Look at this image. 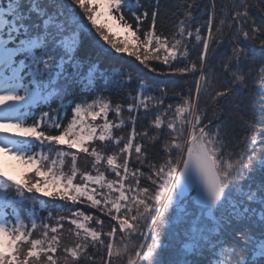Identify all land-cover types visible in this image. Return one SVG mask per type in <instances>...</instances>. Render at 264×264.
I'll use <instances>...</instances> for the list:
<instances>
[{"label":"snow or ice","instance_id":"snow-or-ice-1","mask_svg":"<svg viewBox=\"0 0 264 264\" xmlns=\"http://www.w3.org/2000/svg\"><path fill=\"white\" fill-rule=\"evenodd\" d=\"M150 7L0 0V155L19 165L17 177L0 161V264H264V0H227L218 19L216 0H185L171 32L157 30L160 0ZM106 47L183 83L140 79L114 104L104 92L136 78L93 59ZM65 221L75 239L61 247Z\"/></svg>","mask_w":264,"mask_h":264},{"label":"trees","instance_id":"trees-1","mask_svg":"<svg viewBox=\"0 0 264 264\" xmlns=\"http://www.w3.org/2000/svg\"><path fill=\"white\" fill-rule=\"evenodd\" d=\"M4 2L6 3V0H4ZM187 2H191V0H187ZM155 0H145V6L149 7V11H151V7L150 5L154 4ZM185 3V0H160V15L158 16L157 19V30L158 31H165V32H171L174 28V25L177 21L178 18H182V17H178L176 15V13L179 11L177 8L178 4H182ZM227 0H216V5H217V17L216 19L219 18V12H220V7L223 4H226ZM198 4L200 6V9H203L206 5L209 4V0H198ZM194 15H199V10L194 12ZM255 18L259 21L260 16L259 13H254ZM126 18H127V14H126ZM131 22V21H130ZM148 26V22L146 21L144 24V27L146 28ZM89 44V41L86 39L85 41V46L87 48ZM93 59H98L101 63V66L103 68L106 69H117V70H121V69H126L129 72L132 73V75L136 78L135 80H133L132 84L128 86V88L124 91L121 92H115V90H111L104 92L105 96L111 95L112 96V101L113 103H121V104H126L127 103V99H128V92L132 91L135 89L136 87V83L137 80H145L149 83H157L160 86L164 87H175L178 84L183 83V81L176 76H172V75H160L161 72H167V66H164L163 64L159 63V62H152L151 67H155L157 69L156 72H153L151 70V67H146L142 64H140L139 61L135 60L134 57H130L124 54H115L113 55V53L111 51H109L107 48H105L103 51L96 49L94 54H93ZM189 79H191V77H189ZM84 95H88L89 99H91V97L95 96V93H91V94H84ZM77 99H79V95L77 96ZM73 100V96L69 95L63 98V100H54L52 102V108H59L61 107V104H63L64 107H67L69 102ZM177 101L175 98H171V99H166L165 100V105L172 103L175 104ZM236 103L240 104V109L243 110L245 107V104H247L246 100H239L237 99V101H235ZM42 110H47L45 109H38L37 111H42ZM69 111V117L71 114V110L68 109ZM125 117H127V113H124ZM109 118L113 119V114L110 113L109 114ZM255 119H259L258 114L254 117ZM149 119H151V117H149L148 119H141L138 120L137 123V131H140L142 129V127H147L148 125V121ZM66 122V121H65ZM122 131V130H119ZM119 131H117V134H119ZM130 131V126L127 128L125 127L123 133L125 135L128 134V132ZM244 129L242 127H240L239 125H237V132L239 135H243L244 134ZM99 143V142H98ZM153 151L155 152H159L160 151V145H157ZM90 166V159H86L84 157H81V160L79 162V167L81 169H86L87 167ZM111 179V178H110ZM39 195V194H37ZM47 199V198H44ZM55 203L57 205L60 204H65V202L63 201H55ZM31 207V205L29 203H26L23 205V210L26 211L27 209H29ZM37 207H39V205H37ZM68 207L69 205H66V207L64 208L63 211L60 212V214L62 215H69V211H68ZM85 210L89 213V214H93V215H97L100 217V219L104 220V227L105 230H109V219L107 216L103 215L101 212H99V210L97 209H90L87 208L86 206ZM51 208V205H50ZM53 212V216L57 215V210L56 209H51ZM23 211H22V215H23ZM48 214L47 210L45 211H40L39 212V216L40 217H46ZM25 221L26 223H28L27 217L25 216ZM39 222V221H38ZM47 223L49 224H55V220H48ZM42 231L41 228H38L35 232H33V237L37 238L40 234V232ZM63 237H62V243H61V247L65 246V245H70L73 241H74V237L72 236L71 232H70V225L68 224L67 221L64 222V228H63ZM51 235V233H50ZM27 247V246H25ZM62 252L58 250V252L56 253L57 257H61L62 258ZM101 256L106 257V252L101 250L100 252ZM44 257H41V264L43 262ZM97 260H99V256H97Z\"/></svg>","mask_w":264,"mask_h":264},{"label":"rangeland","instance_id":"rangeland-1","mask_svg":"<svg viewBox=\"0 0 264 264\" xmlns=\"http://www.w3.org/2000/svg\"><path fill=\"white\" fill-rule=\"evenodd\" d=\"M81 15H82V10H81ZM117 31H120L119 29H117ZM107 48V47H106ZM108 49V48H107ZM127 55V54H124ZM110 119V118H109ZM97 123H99V121H97ZM127 128L129 126H126ZM125 129V128H124ZM124 129H122V132L124 131ZM98 143V142H97ZM81 157H84L83 154L81 155ZM85 158V157H84ZM81 158L78 160V166H79V162H80ZM0 161H3L4 167H5V171H7L10 175H14V176H19V172H18V168L19 165L17 162L13 161L11 157H7V156H2L0 155ZM65 171H68V165L66 164L65 166ZM109 178H114L111 175L109 176ZM77 179L79 180V177H77ZM151 242V234L147 233L146 235V239H144L143 243L145 245L149 244ZM43 264V262H42Z\"/></svg>","mask_w":264,"mask_h":264}]
</instances>
